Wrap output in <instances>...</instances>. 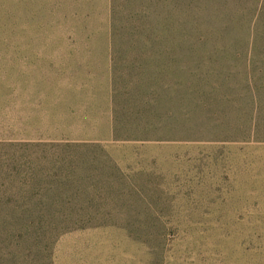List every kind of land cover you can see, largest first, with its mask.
I'll use <instances>...</instances> for the list:
<instances>
[{
    "label": "rangeland",
    "instance_id": "rangeland-1",
    "mask_svg": "<svg viewBox=\"0 0 264 264\" xmlns=\"http://www.w3.org/2000/svg\"><path fill=\"white\" fill-rule=\"evenodd\" d=\"M0 264H264V0H0Z\"/></svg>",
    "mask_w": 264,
    "mask_h": 264
},
{
    "label": "trees",
    "instance_id": "trees-1",
    "mask_svg": "<svg viewBox=\"0 0 264 264\" xmlns=\"http://www.w3.org/2000/svg\"><path fill=\"white\" fill-rule=\"evenodd\" d=\"M0 231L2 232L3 231V228L0 226Z\"/></svg>",
    "mask_w": 264,
    "mask_h": 264
}]
</instances>
